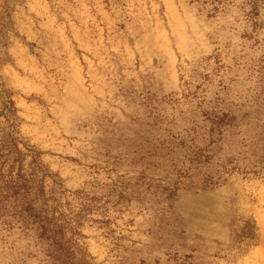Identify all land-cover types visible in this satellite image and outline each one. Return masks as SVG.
I'll list each match as a JSON object with an SVG mask.
<instances>
[{"label": "rangeland", "instance_id": "374dc122", "mask_svg": "<svg viewBox=\"0 0 264 264\" xmlns=\"http://www.w3.org/2000/svg\"><path fill=\"white\" fill-rule=\"evenodd\" d=\"M8 27L0 264H264V0L87 1L13 75Z\"/></svg>", "mask_w": 264, "mask_h": 264}, {"label": "crops", "instance_id": "0c3cea01", "mask_svg": "<svg viewBox=\"0 0 264 264\" xmlns=\"http://www.w3.org/2000/svg\"><path fill=\"white\" fill-rule=\"evenodd\" d=\"M61 1L75 14H60L55 3ZM87 1L92 0H24L16 4L12 14H0V19H7L10 23L2 35L7 41L3 63L6 71L13 75L16 66L33 64L31 46L53 51L54 40L67 36L70 28L81 30ZM4 8L5 4H0V12Z\"/></svg>", "mask_w": 264, "mask_h": 264}, {"label": "trees", "instance_id": "16d2710c", "mask_svg": "<svg viewBox=\"0 0 264 264\" xmlns=\"http://www.w3.org/2000/svg\"><path fill=\"white\" fill-rule=\"evenodd\" d=\"M3 35V34H2ZM1 39V38H0ZM1 85V84H0ZM13 104H14V101L13 100H10V106H8V107H11V108H13Z\"/></svg>", "mask_w": 264, "mask_h": 264}]
</instances>
